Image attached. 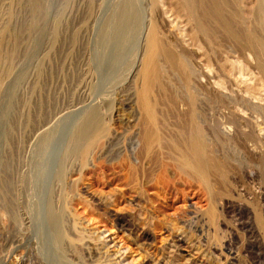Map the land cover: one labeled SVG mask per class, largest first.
Here are the masks:
<instances>
[{
	"label": "rangeland",
	"instance_id": "obj_1",
	"mask_svg": "<svg viewBox=\"0 0 264 264\" xmlns=\"http://www.w3.org/2000/svg\"><path fill=\"white\" fill-rule=\"evenodd\" d=\"M17 1L0 0V26L13 9L16 24L12 30L21 34L17 35L16 67L0 82V264H264L261 203L238 193L240 173L248 169L257 172L255 187L264 191V160L250 161L240 144L239 148L236 143L226 148L209 144L220 162L228 161L232 168L222 167L208 191L168 169L139 199L137 192L135 196L126 193L124 186L112 181L113 176L92 172L100 160L97 152L90 156L86 173H70L63 184L58 180L85 109L87 114L92 107L117 99L116 107L122 108L120 102L126 98L131 104L119 116L125 124H134L130 114L138 111L134 89L140 85L137 74L145 40L137 44L136 37L127 42L119 61H112L116 51L113 22L125 0H40L44 13L36 17L29 0ZM136 5L146 24L151 14L163 11L172 30L183 36L191 32L171 0H136ZM59 20L61 35L51 47ZM228 48L223 61L225 82H233L238 95L239 78L249 89L250 84L252 89L260 87L254 84L256 75L243 65L249 64L240 63L239 53H230ZM195 50L205 53V49ZM223 90L228 92V88ZM125 92L134 97L132 101ZM232 93L229 89L227 95L234 98ZM211 192L220 194L214 200ZM224 200L229 204L223 211ZM51 207L67 212L65 244L56 241L49 219Z\"/></svg>",
	"mask_w": 264,
	"mask_h": 264
},
{
	"label": "bare ground",
	"instance_id": "obj_2",
	"mask_svg": "<svg viewBox=\"0 0 264 264\" xmlns=\"http://www.w3.org/2000/svg\"><path fill=\"white\" fill-rule=\"evenodd\" d=\"M171 1L175 2L179 16L185 21V25L191 28L192 34L189 32L190 29L184 36L172 30L167 24L163 11H155L151 14L153 18L150 19L149 24H146L147 21L141 13V16L139 14L136 0H125L122 3L113 22L116 51L111 58L115 63L119 61L120 53L126 47L123 48V46L132 39L134 41L137 37L135 40V42L138 40L137 44L145 40L142 66L137 74L140 85L137 82L139 87L132 84L134 88H137V90L133 89L136 91L137 100L134 99V101L139 114L136 110V115L135 112L130 114L133 118L135 117L133 125L124 123L119 115L131 104L130 101H124L126 98L120 102L122 108L116 107L117 99L115 102L107 101L108 103L100 107L94 106L88 110L87 114L85 109V113L83 112L85 117L82 120L79 116L82 121L80 120L81 123L78 121L79 126L74 129L67 154L66 156L64 154L65 159L58 172L57 178L62 184L70 173L71 175L73 172L86 173L89 158L94 152L100 154H98L100 160L96 162L92 172L104 177L113 176L112 181L117 180L119 185L125 187L126 193L136 195L134 192H137L136 196L139 199L141 198L139 195L149 184L152 185L155 180L157 185L161 175L168 169L185 177L186 183L197 182L207 191L210 190L214 181L213 177L220 175L222 167L227 170L232 168L228 161L224 165L220 162V157L218 158L215 150L210 147L214 143L223 148L233 143H236L239 148L240 144L247 159L264 160V127L262 128L264 126V0ZM24 6H22L23 9ZM28 6L34 11V13L31 11L34 17H36L35 14L42 12L40 0H29ZM157 9L160 10V8ZM14 11L8 10L7 18L0 26V82L12 73L10 71L16 62L15 53L20 37L17 35L21 34L12 30L16 24ZM31 25L33 24L28 23L27 26L32 27ZM60 25L59 20L55 26L51 47L55 45L60 34ZM26 28L29 29V27ZM12 31H15L13 36ZM107 31L108 28L103 34L101 33V36H105ZM8 45L9 47L6 48ZM228 45H231V48H228L230 47ZM195 47L205 49V53L199 55ZM227 48L232 50L230 53H239V58L242 59L240 63L243 64L245 61L249 64L243 65L247 70L249 67L256 75L253 81L255 86L259 83L260 87L252 89L253 84L251 85L250 82H253L249 81L251 86L249 89L248 82L245 87V83L244 85L241 83L244 79L239 78L238 95L235 93L236 90H233L234 83L225 82L226 71L223 61L227 60L225 58L228 54ZM248 58L252 59L251 63ZM257 78L259 82L256 81ZM130 87L126 89L130 90ZM227 88L228 92L230 89L235 93H232L235 95L234 98L227 95V90H223ZM129 96L132 101L134 97ZM236 107L239 112L236 111ZM76 161H79L78 165ZM76 166L78 168H75ZM250 169L254 170V168ZM248 170L239 172L242 175L240 177L242 182L240 186L237 185L239 189L241 188L237 192L240 196L261 203L259 204L261 205L260 216L263 219L264 191H261L262 187L260 189L255 187L258 181L257 172L252 170L248 172ZM122 194L125 195L123 191ZM219 194L220 192H211L214 200ZM228 204V201L223 202V211L228 208ZM210 211L213 213L214 210L210 209ZM255 212L258 213V211ZM66 213L65 208L55 209L54 207H51L49 212V219L59 244L67 242Z\"/></svg>",
	"mask_w": 264,
	"mask_h": 264
}]
</instances>
